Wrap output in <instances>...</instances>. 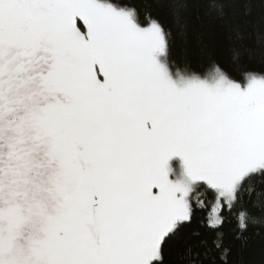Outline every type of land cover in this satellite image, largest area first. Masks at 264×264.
<instances>
[{
    "label": "snow or ice",
    "instance_id": "1",
    "mask_svg": "<svg viewBox=\"0 0 264 264\" xmlns=\"http://www.w3.org/2000/svg\"><path fill=\"white\" fill-rule=\"evenodd\" d=\"M157 2L0 0V264H239L260 235L264 13L206 0L231 63L202 71L173 54L206 49L200 0Z\"/></svg>",
    "mask_w": 264,
    "mask_h": 264
},
{
    "label": "trees",
    "instance_id": "2",
    "mask_svg": "<svg viewBox=\"0 0 264 264\" xmlns=\"http://www.w3.org/2000/svg\"><path fill=\"white\" fill-rule=\"evenodd\" d=\"M153 7L156 14L166 24L169 26L174 25V18L166 0H158ZM254 12L256 17L264 13V8H261L258 0ZM187 15L195 33H202L206 49L202 50L195 36H191L186 45L177 38L173 44L174 56L179 59L178 54L183 48H187L191 64L199 70L211 71L209 65L213 60L229 66L231 63V40L228 25L218 18L216 12L209 9L206 0H200L198 6L195 9H190ZM228 18H231L230 10ZM249 47L252 49L251 56L246 57L249 66L256 69L264 68V46L256 43L255 40H250ZM233 259L238 261L239 264H264V226H261L260 235L252 237L246 250L241 252L238 246L234 247Z\"/></svg>",
    "mask_w": 264,
    "mask_h": 264
}]
</instances>
